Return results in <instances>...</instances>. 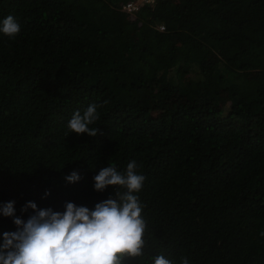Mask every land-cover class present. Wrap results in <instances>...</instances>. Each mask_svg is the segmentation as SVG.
Here are the masks:
<instances>
[{
  "label": "trees",
  "instance_id": "obj_1",
  "mask_svg": "<svg viewBox=\"0 0 264 264\" xmlns=\"http://www.w3.org/2000/svg\"><path fill=\"white\" fill-rule=\"evenodd\" d=\"M129 1L0 0L21 25L0 33V206L93 209L114 195L93 177L135 160L145 247L125 264H264V0ZM90 104L97 136L71 133Z\"/></svg>",
  "mask_w": 264,
  "mask_h": 264
},
{
  "label": "clouds",
  "instance_id": "obj_2",
  "mask_svg": "<svg viewBox=\"0 0 264 264\" xmlns=\"http://www.w3.org/2000/svg\"><path fill=\"white\" fill-rule=\"evenodd\" d=\"M20 31L21 25L13 15L0 22V33L9 38H15ZM97 109V104H90L83 113L74 112L68 130L77 136H97L98 128L90 127L99 119ZM137 168L135 160L127 164L123 173L113 166L102 168L93 177L94 191L102 193L111 187L114 195L93 209L68 202L59 212L38 209L34 202H28L21 212L31 209L33 214L25 221L15 217L14 201L0 206V215L15 217L16 226V231L2 235L0 264H125L126 260L142 256L146 221L136 193L141 191L145 177L138 174ZM79 179L75 171L65 177L69 184ZM153 264L173 261L161 254ZM181 264H189V260L182 257Z\"/></svg>",
  "mask_w": 264,
  "mask_h": 264
},
{
  "label": "built area",
  "instance_id": "obj_3",
  "mask_svg": "<svg viewBox=\"0 0 264 264\" xmlns=\"http://www.w3.org/2000/svg\"><path fill=\"white\" fill-rule=\"evenodd\" d=\"M140 1H145V2H152L154 0H132V1H129L128 3H126L124 6H123V9L125 11H132V10H136L137 9V6L139 4ZM164 27L161 26L160 29H163Z\"/></svg>",
  "mask_w": 264,
  "mask_h": 264
},
{
  "label": "rangeland",
  "instance_id": "obj_4",
  "mask_svg": "<svg viewBox=\"0 0 264 264\" xmlns=\"http://www.w3.org/2000/svg\"><path fill=\"white\" fill-rule=\"evenodd\" d=\"M175 100L178 101V100H180V98H177V97H176ZM219 105H222V104H219Z\"/></svg>",
  "mask_w": 264,
  "mask_h": 264
}]
</instances>
